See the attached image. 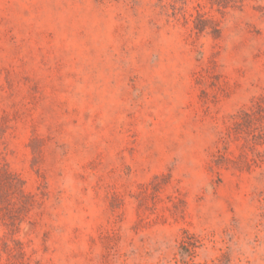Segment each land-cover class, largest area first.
I'll list each match as a JSON object with an SVG mask.
<instances>
[{"label": "rangeland", "instance_id": "obj_1", "mask_svg": "<svg viewBox=\"0 0 264 264\" xmlns=\"http://www.w3.org/2000/svg\"><path fill=\"white\" fill-rule=\"evenodd\" d=\"M0 264H264V0H0Z\"/></svg>", "mask_w": 264, "mask_h": 264}]
</instances>
